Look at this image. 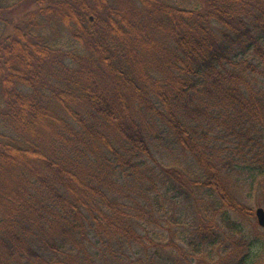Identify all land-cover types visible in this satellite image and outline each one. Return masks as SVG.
Masks as SVG:
<instances>
[{"label":"trees","instance_id":"16d2710c","mask_svg":"<svg viewBox=\"0 0 264 264\" xmlns=\"http://www.w3.org/2000/svg\"><path fill=\"white\" fill-rule=\"evenodd\" d=\"M263 177L264 0H0V264H257Z\"/></svg>","mask_w":264,"mask_h":264},{"label":"rangeland","instance_id":"374dc122","mask_svg":"<svg viewBox=\"0 0 264 264\" xmlns=\"http://www.w3.org/2000/svg\"><path fill=\"white\" fill-rule=\"evenodd\" d=\"M30 7V6H29ZM28 7V8H29ZM27 9V6H19L18 8H15L13 11L14 15L20 16L25 10ZM67 57H65V60L67 61ZM154 158L157 159V161L163 162L164 161V165L170 164L171 160H174V158H177V163L182 161V156L183 155H177L175 154V156L173 157V159L171 158V156H168V153H164L161 152L163 155L161 156L158 151L156 152L155 148H154ZM169 157V158H167ZM151 164H153L152 161H149ZM156 164V163H154ZM153 164V165H154ZM247 190L249 191V187H246V185L239 183V187L238 189H236L234 191V195L238 197V199H240L243 203H245L246 205H248L249 207H251L253 210L256 207H263L264 208V177H263V184L261 182V184H257L253 186L252 190L250 191V195L247 192ZM248 193V194H247ZM167 195H170L167 193ZM198 194H187V189L185 190V194L184 196H180V197H174L172 195H170L169 197H167L165 199V197H159L158 200L160 202H162L163 206L161 208V210H157L155 215H157V217H160V224H162L160 227V229H162V227L168 226L166 225L165 221L163 219H170L171 221V226L169 228V233L172 232V230L175 231H183L182 234H185L187 232V228L189 226L190 223V219H192V205H195L196 203L195 201V196ZM129 199H126L125 201H128ZM234 215V214H232ZM235 216V215H234ZM234 218L238 219L242 225L243 228L245 230V232H247V238H250L251 240H258L259 242L262 241L261 243H257L255 245V250L256 254H262L261 258H259L260 260L258 261L259 263L257 264H264V228L261 226L257 225V220L256 217L253 216H241V215H236ZM159 228V227H157ZM159 229V230H160ZM180 234V233H178ZM176 238V237H175ZM255 238V239H254ZM180 239V238H179ZM178 243L180 246L183 247L184 250H186L187 245L182 242V240H178ZM184 243V244H183ZM186 252V251H185ZM215 253L219 252V249H215L214 251ZM222 252V250H220V253ZM222 254V253H221Z\"/></svg>","mask_w":264,"mask_h":264},{"label":"water","instance_id":"95a60500","mask_svg":"<svg viewBox=\"0 0 264 264\" xmlns=\"http://www.w3.org/2000/svg\"><path fill=\"white\" fill-rule=\"evenodd\" d=\"M258 224L264 227V208L259 206L255 208V216Z\"/></svg>","mask_w":264,"mask_h":264}]
</instances>
